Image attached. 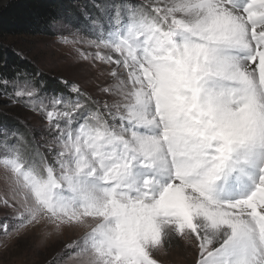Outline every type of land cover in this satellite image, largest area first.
Returning a JSON list of instances; mask_svg holds the SVG:
<instances>
[{"label":"snow or ice","instance_id":"obj_1","mask_svg":"<svg viewBox=\"0 0 264 264\" xmlns=\"http://www.w3.org/2000/svg\"><path fill=\"white\" fill-rule=\"evenodd\" d=\"M91 24L93 59L117 66L108 99L0 93L52 135L51 163L0 140L4 239L86 227L65 246L79 264H158L173 236L197 264H264V0H121Z\"/></svg>","mask_w":264,"mask_h":264},{"label":"rangeland","instance_id":"obj_2","mask_svg":"<svg viewBox=\"0 0 264 264\" xmlns=\"http://www.w3.org/2000/svg\"><path fill=\"white\" fill-rule=\"evenodd\" d=\"M61 1L63 3V0ZM118 1L121 2V0ZM12 2L14 0H0V10L5 9ZM84 2L85 0L82 2L65 0L64 6L73 8L75 12L73 14L71 10L65 9V13H68L69 16L62 15L60 21L52 25L49 35H22L2 38V42L5 45L13 47L21 57L29 60L34 65L37 69L36 72H39L40 77L44 78L43 83L49 78L55 81V84H59V87H62L64 81H66L68 83L67 88L72 94V97L67 99L68 101L83 99V97H78L73 90L75 87H79L81 92L95 99H108V97L100 93L99 89L107 87L114 82L110 71L112 68L117 67L115 65L109 66L93 59L97 49L94 46H90L87 41L95 39V31H98V28L93 30L91 22L97 20L102 25L104 21L102 22L99 18L106 19L105 27L103 26L106 30L108 27L107 19L110 18L108 17L110 14L98 6L86 8ZM65 38H67L68 42H65ZM77 38H80V43L72 42ZM101 51L105 52L107 50ZM85 55L88 56L87 59L84 58ZM32 81L33 79L30 76L23 77L16 85H12V91L14 92L17 87H23L25 82H30L31 86L36 87L35 82ZM8 86L5 87L3 85L4 89L9 88ZM4 89L0 88V93L5 92ZM37 89L39 90V88ZM39 94L45 98V102L48 103L50 108V97L43 96L40 90ZM89 107L94 106L89 105ZM0 113L5 116H16L22 119L27 127L24 128L27 130L26 139L28 140L30 151L38 148L48 159L49 163L52 162V156L45 147L52 140V135L48 130V122L41 113L33 112L19 103L11 104L3 96H0ZM76 115H79V113H76ZM13 131L15 130L5 131V129L0 128V140L8 138L9 144L14 143L16 137L12 135ZM9 195L10 191L4 171L0 169V200L8 198ZM4 224H7L8 230H11L15 221L12 219L11 209H5L0 206V264H79V259L74 257L75 249H69L65 246L81 240L89 230L86 227H81L65 231L60 237L53 235L45 238L41 229L30 228L18 238L13 237L5 240L2 228ZM179 241V244H173L170 247L165 246L159 250L155 255L158 264H183L176 255H172L170 252L176 247H180L178 250L179 255L181 253L185 255L182 251L186 248L188 254H193L186 256L188 259L191 258L189 259V264H197L199 259L198 249L196 248V250L189 241L182 237H179ZM189 243L191 246L188 245ZM173 256H176V258Z\"/></svg>","mask_w":264,"mask_h":264},{"label":"trees","instance_id":"obj_3","mask_svg":"<svg viewBox=\"0 0 264 264\" xmlns=\"http://www.w3.org/2000/svg\"><path fill=\"white\" fill-rule=\"evenodd\" d=\"M78 1L82 2L83 0H76V2ZM64 2L65 0H63ZM63 3L61 0H14L5 9L0 10V79L15 81V83H9L10 86L7 85L9 88L4 89L3 85H0V88L8 94L13 92L12 85H16L21 78L30 76L43 96L62 97L66 100L72 97L66 81L62 87H59V84H55V81L49 78L43 83L44 78H41L40 73L36 72L37 69L34 65L21 57L13 47L2 42V38L7 36L49 35L54 21L56 23L60 21L62 15L69 16L68 13H65V9L71 10L73 14L75 12L73 8L69 7V9ZM84 3L86 8H90V6L101 7L110 14L108 17H111L113 6L120 2L118 0H85ZM73 14L71 13V15ZM99 19L104 21L102 25L105 27L106 19L101 17ZM17 73H22V75L18 77ZM24 127L27 128L19 117L5 116L0 113V128L5 129V131L15 130L13 132L22 133L26 137L27 130Z\"/></svg>","mask_w":264,"mask_h":264},{"label":"bare ground","instance_id":"obj_4","mask_svg":"<svg viewBox=\"0 0 264 264\" xmlns=\"http://www.w3.org/2000/svg\"><path fill=\"white\" fill-rule=\"evenodd\" d=\"M6 2V1H5ZM187 241V240H186ZM179 237H177V236H173L172 238H171V245H173V244H179ZM189 246H191L190 245V243L188 244ZM185 248V247H184ZM180 249V247H176V248H174L172 251H170L171 253H172V255L174 254V255H176L177 256V258L179 259V261L181 262V263H183V264H189L190 262H189V259H191V258H189L188 259V257H186V256H189V255H193V254H188L187 252V249L185 248L182 252L183 253H185V255H183L182 253H181V255H179L180 253L178 252V250ZM193 249V248H192ZM196 249V248H195ZM198 249V248H197ZM196 249V250H197ZM182 250V249H181ZM189 250V249H188ZM164 251V250H163ZM191 251V250H190ZM189 251V252H190ZM193 251V250H192ZM195 253H196V251H194ZM167 254V253H166ZM169 255V254H168ZM172 255H170V256H172ZM176 256H173L174 258H176ZM192 257V256H191ZM194 257V256H193ZM166 260V259H165ZM175 261V260H174ZM176 263V262H175Z\"/></svg>","mask_w":264,"mask_h":264}]
</instances>
